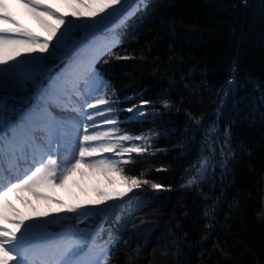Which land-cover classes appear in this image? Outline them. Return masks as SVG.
Returning <instances> with one entry per match:
<instances>
[{"label": "trees", "instance_id": "1", "mask_svg": "<svg viewBox=\"0 0 264 264\" xmlns=\"http://www.w3.org/2000/svg\"><path fill=\"white\" fill-rule=\"evenodd\" d=\"M146 1L114 51L134 58L110 55L98 71L115 90L120 128L155 134V155L126 171L170 190L142 189L104 220L58 229L89 236L102 223L110 264H264V0ZM141 100L151 101L144 116L124 111ZM9 103L13 117L28 100ZM205 158V175L187 185Z\"/></svg>", "mask_w": 264, "mask_h": 264}, {"label": "snow or ice", "instance_id": "2", "mask_svg": "<svg viewBox=\"0 0 264 264\" xmlns=\"http://www.w3.org/2000/svg\"><path fill=\"white\" fill-rule=\"evenodd\" d=\"M15 3L47 36L41 37L22 24L9 0H0V126L7 121L2 95L5 90L19 91L29 83L39 89L37 106L9 125L11 137L0 134V264H110V234L103 242H97V237L89 242L74 231L53 234L49 225L63 220L64 214H75L78 222H83L94 213L123 208L137 190H170V186L149 179L146 171L138 175L126 171L127 165L137 162L136 157L155 155V134L132 135L120 128V109L113 106L117 103L115 90L95 69L102 55H114L118 60L134 57L114 53L119 46L115 34L103 42L86 44L114 18L123 17L124 23L139 8L146 7V0H138L135 9L127 0H66L72 8L69 14L59 12L47 0ZM75 30L83 31L80 40L72 39ZM58 51L71 64L51 75L53 70L42 63L43 54L55 56ZM45 74L47 86L40 83ZM228 84L234 86V79L230 78ZM161 103L164 108L172 107L169 100ZM150 104L141 100L124 111L139 118ZM56 109L68 116H57ZM209 163V158L200 161L187 185L198 183V176ZM77 174L102 177L108 186L119 184L121 190L97 188L96 199L66 206L47 194L65 187ZM10 194H16L33 214L22 213L9 199ZM33 199L60 207L41 212Z\"/></svg>", "mask_w": 264, "mask_h": 264}, {"label": "bare ground", "instance_id": "3", "mask_svg": "<svg viewBox=\"0 0 264 264\" xmlns=\"http://www.w3.org/2000/svg\"><path fill=\"white\" fill-rule=\"evenodd\" d=\"M47 2L52 3L53 6L56 7L58 9V11L63 13V14H69L72 11V8L69 7L68 4L66 3V0H47ZM127 2L130 4V0H127ZM9 5H10V8H11L13 14L16 16V18L18 20H19V17L17 15L22 14V16H23L22 20L25 22L22 24H24V25L27 24L26 26H28V28H31L34 32L38 33L41 37L47 36V33L38 24H36V22L31 17H29V15L27 14L25 9H23L18 4L15 3V0H9ZM69 18L75 19L74 17H71V16H69ZM0 67H3V66H0ZM63 114L61 116L63 118H65V116ZM81 128H82V123H81ZM98 181L100 182V184L107 185L102 177L93 176L92 182L94 184H97V183H99ZM78 185H79V177L77 178V175H75L72 179H70L67 182L65 187L57 188L53 191L48 192L47 194L52 195L53 197H55L59 200H62V201L68 200V199L72 198V193L77 192L76 188L78 187ZM81 186L86 188V189H89L91 192L94 191L93 186H92V189H90V176L84 177V181L81 184ZM108 187L110 188L111 191L121 190V186L119 184L115 185L114 188L111 186H108ZM33 204H35L37 209L41 212L48 211L53 205L52 204L49 206V205H46L42 201H35L34 199H33ZM18 209H20V211L24 214H33L29 207L26 210H23V208H18ZM42 209H44V210H42Z\"/></svg>", "mask_w": 264, "mask_h": 264}, {"label": "rangeland", "instance_id": "4", "mask_svg": "<svg viewBox=\"0 0 264 264\" xmlns=\"http://www.w3.org/2000/svg\"><path fill=\"white\" fill-rule=\"evenodd\" d=\"M25 15V14H24ZM18 17H19V20H20V22L21 23H25L23 20H22V14H18L17 15ZM30 17V16H29ZM123 19V17H121L119 20H118V22L117 23H121V20ZM27 25V24H26ZM25 25V26H26ZM26 27H28V26H26ZM104 28V27H103ZM107 30V29H106ZM76 32H83V31H80V30H75ZM107 38H102L101 39V42H103L104 40H106ZM99 42V41H98ZM47 53H45V54H43V59H42V61L44 60V56L46 55ZM38 55H40V54H38ZM56 56H62L61 54H59L58 52H57V55ZM62 60L64 61L65 60V57L63 56V58H62ZM46 75V74H45ZM45 75H43V76H41L40 78H43V77H45ZM8 90H11V89H8ZM8 90H5V91H8ZM38 93H39V90H37V92L33 95V103H34V105H35V107L37 106V104L39 103V101H38ZM34 105L32 106V107H34ZM23 113L24 112H21L20 114H19V116L21 117L22 115H23ZM207 169H208V167H207ZM206 169V170H207ZM206 170L203 172V173H201L200 174V176H198V181H200L201 180V178L205 175V172H206ZM79 177V185H78V187L76 188V190H77V192L76 193H72V198L71 199H68V200H63V202H64V205L66 206V205H73V204H81V203H86L87 201H89V200H94V199H96V193H95V189H97V188H100V189H103V190H106V191H111L110 190V188L107 186V185H104V184H100V182L99 183H97V184H94L93 182H92V179H93V176H90V189H92V186H93V189H94V191H90L89 189H86V188H84V187H82L81 186V184L83 183V181H84V177H81L80 175H78L77 174V178ZM20 201V200H19ZM20 203H21V208H23V209H27L28 207L24 204V203H22L21 201H20ZM18 206V205H17ZM58 207H60V205H56V204H53L52 205V209H55V208H58ZM41 210V209H40ZM42 210H44V209H42ZM103 215H105V213H103ZM64 216H65V218L64 219H66L67 217L69 218V217H72V218H74V217H76L75 216V214H64Z\"/></svg>", "mask_w": 264, "mask_h": 264}]
</instances>
